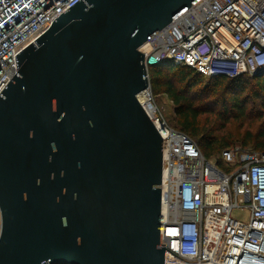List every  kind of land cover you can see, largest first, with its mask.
Wrapping results in <instances>:
<instances>
[{"label": "water", "instance_id": "obj_1", "mask_svg": "<svg viewBox=\"0 0 264 264\" xmlns=\"http://www.w3.org/2000/svg\"><path fill=\"white\" fill-rule=\"evenodd\" d=\"M197 1L78 0L14 55L0 264H164L162 138L136 99L138 48Z\"/></svg>", "mask_w": 264, "mask_h": 264}, {"label": "built area", "instance_id": "obj_2", "mask_svg": "<svg viewBox=\"0 0 264 264\" xmlns=\"http://www.w3.org/2000/svg\"><path fill=\"white\" fill-rule=\"evenodd\" d=\"M76 1L0 0V92L18 70L14 55ZM138 50L148 82L160 65L208 79L253 77L264 69V0H198ZM136 99L162 138L164 264H264V152L226 148L223 165L211 163L166 121L150 82ZM234 207L246 208L248 220L231 217Z\"/></svg>", "mask_w": 264, "mask_h": 264}, {"label": "trees", "instance_id": "obj_3", "mask_svg": "<svg viewBox=\"0 0 264 264\" xmlns=\"http://www.w3.org/2000/svg\"><path fill=\"white\" fill-rule=\"evenodd\" d=\"M200 77L204 76L182 65H160L149 69V82L153 95L155 97L161 94L166 95V99L171 102L173 116L176 118L177 126L174 127L191 139H197L195 143L203 156L208 159L220 149L230 147L233 142L216 133L221 130L220 128L200 125L201 117L209 114L214 116V119L208 122H228L225 120L228 116L232 113L244 115L249 105H260L263 111L260 117H263L264 74L251 77V84H248V75H242L232 79L210 78V84L202 86ZM238 89H244L248 94H236ZM249 92L253 95L250 96ZM222 93L228 95H222L219 98ZM216 104L220 105L218 110L215 109ZM260 127L262 130L257 131L252 137L248 134L249 136L243 139L242 145L246 146L251 140L253 148L262 153L264 152V122Z\"/></svg>", "mask_w": 264, "mask_h": 264}, {"label": "rangeland", "instance_id": "obj_4", "mask_svg": "<svg viewBox=\"0 0 264 264\" xmlns=\"http://www.w3.org/2000/svg\"><path fill=\"white\" fill-rule=\"evenodd\" d=\"M199 80H200V85L202 86L210 84L209 83L210 79L208 78L200 77ZM247 80L249 81L248 84L252 83V78L250 76L247 77ZM222 86L224 87L225 85H222ZM245 92L246 91L244 89L242 90L238 89V92H236V94H239V95L248 94V92L246 93ZM222 95L225 96L228 94L222 93L221 95H219V98ZM249 95L252 96L253 94L249 92ZM166 98L167 97L164 94L158 95V97H156V105L159 111L162 113V115L166 119V121L174 127V126H177V123L175 122L176 118H174L173 113H172L171 102H169ZM215 106H216L215 109L217 110L220 108V105L218 104H216ZM262 112L263 111L261 110L260 105H255V106L249 105L244 115H236L235 113H232L230 116H228L227 119H225L228 122H208V121L213 120L214 116L207 114L201 117L200 125L213 126V128H217V129L220 128L221 130L216 131V133H218L220 136H225L226 139L233 142L231 146L228 148L238 149V150H250V151L260 153L259 151L253 148L251 140H249L246 146L242 145V141L244 138H247L249 136L248 134H251V137H252L255 135L257 131L262 130L261 129L262 127H260L264 122V115L263 117L262 116L260 117V113ZM193 139L196 142L197 139L195 138ZM221 150L223 149H220L219 151H217L214 154V156L208 157V160L211 163L217 162L218 164L223 165L222 161L220 160ZM231 217L239 221H247L249 218V212L244 207H234L231 210Z\"/></svg>", "mask_w": 264, "mask_h": 264}]
</instances>
